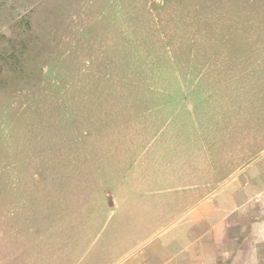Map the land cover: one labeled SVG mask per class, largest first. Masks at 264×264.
I'll use <instances>...</instances> for the list:
<instances>
[{
	"label": "rangeland",
	"instance_id": "374dc122",
	"mask_svg": "<svg viewBox=\"0 0 264 264\" xmlns=\"http://www.w3.org/2000/svg\"><path fill=\"white\" fill-rule=\"evenodd\" d=\"M262 75L264 0H0V235L13 228L14 207L56 200L58 189L66 196L68 185H58L67 170L91 173L93 159L129 142L119 172L103 166L81 182L97 201L93 193L113 190V200L104 194L95 205L82 249L95 264H124L144 232L140 221L175 220L159 204L176 181L156 177L182 163L134 166L143 149L162 147L163 137L148 143L144 128L162 107L182 128L195 116L200 128L211 124L215 140L222 108L235 110L227 122L235 126L255 113L262 134L251 158L264 170Z\"/></svg>",
	"mask_w": 264,
	"mask_h": 264
},
{
	"label": "crops",
	"instance_id": "0c3cea01",
	"mask_svg": "<svg viewBox=\"0 0 264 264\" xmlns=\"http://www.w3.org/2000/svg\"><path fill=\"white\" fill-rule=\"evenodd\" d=\"M181 103L182 100L174 101L176 113L181 110ZM234 111L231 113L227 105L217 114L222 122L221 138L215 140L207 138L211 124L200 128L192 112L189 115L195 118L189 120L187 128H182L183 119L176 123V116H167L160 107L154 124L144 128L148 143L163 137L162 147L143 149L134 160V166L139 162L144 166L151 161L157 164L161 159L162 163L168 160L170 165L176 161L182 163L181 170L170 176L156 177L165 182L176 181V186L169 188L173 192L164 194L159 204L161 215L174 216L175 220L140 221L138 227L144 232L137 237L135 247L126 253L124 264H264V170L262 163L251 158L255 146L261 145L262 133L252 120L255 113H251L254 116L249 124L227 123L234 117ZM196 134L203 137L196 139ZM137 139L132 138L130 142ZM130 144H115V151L105 154L104 158L93 159L91 173L67 170L58 185L60 188L63 183L60 190L64 183L68 185L66 196L59 195L58 189L56 196L61 197L56 200L27 203L20 207V213L14 207V226L0 235V264L98 263L93 257L89 259L88 247L82 249V240L96 214L95 205L100 200L102 204L106 202L104 194L113 200V190L93 193L97 201L88 197L93 187L84 188L85 192L81 182L86 177L97 178L103 166H108V173L119 172L122 163L119 154L124 148L127 152ZM149 150L154 156L144 161L143 156ZM172 151L173 158L164 159L166 153L171 157ZM142 171L139 169L135 174L145 178ZM214 178L220 179L217 186H213ZM114 199H117L115 192ZM112 200H108L109 203ZM81 213L84 224L78 219ZM151 223L160 227L148 231ZM128 235L133 236V229Z\"/></svg>",
	"mask_w": 264,
	"mask_h": 264
}]
</instances>
